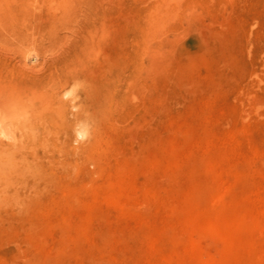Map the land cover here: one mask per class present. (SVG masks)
Listing matches in <instances>:
<instances>
[{"label":"rangeland","instance_id":"1","mask_svg":"<svg viewBox=\"0 0 264 264\" xmlns=\"http://www.w3.org/2000/svg\"><path fill=\"white\" fill-rule=\"evenodd\" d=\"M64 63L86 83L0 179V264H264V0H0V79L38 103Z\"/></svg>","mask_w":264,"mask_h":264},{"label":"bare ground","instance_id":"2","mask_svg":"<svg viewBox=\"0 0 264 264\" xmlns=\"http://www.w3.org/2000/svg\"><path fill=\"white\" fill-rule=\"evenodd\" d=\"M21 8L24 10L23 7ZM65 67V63L59 64L55 67L54 71L48 69L44 73L41 83L42 89L48 92L46 88L49 86V82L50 85L52 84L50 88L53 86L55 88L51 92H48L49 95H46L44 92V95L39 98L38 103L30 96L33 88H31L28 82L26 84H10L7 75L0 79V179L6 181L9 177L25 175L28 172V168L21 169L22 167H19L17 159L25 157L23 148L26 139L30 140L35 137L37 139L39 138L40 141L47 142L49 139L48 136L53 132V126L56 121L63 118V109L67 107L68 103L63 101V98L59 96L61 90L63 91L66 87L71 86L75 92L78 91V94L81 93L83 87L79 85V80L81 82L83 79H86H80L75 74L63 76L68 71L70 72ZM84 80L82 82L86 83ZM16 89H25V91L23 90L24 93L19 94ZM35 105L38 106L37 109H35ZM82 115L83 112L74 117L76 123L83 118ZM18 119H21V121L18 122ZM21 136L23 137L22 139H20ZM28 136L32 137L28 138ZM7 137L10 141L3 139ZM45 142L42 148H37V150L32 151L31 156L36 159L35 161H42L46 157L47 150ZM40 163L33 166V170L30 169L31 176L35 178L33 185H29L31 193L27 195L26 191L19 192L20 189L14 193V205L18 210L25 208V205L33 202L36 195H41L44 191L45 185H40L41 182L38 179L40 175L36 174L37 167L40 166ZM11 186L0 185L1 198L9 192Z\"/></svg>","mask_w":264,"mask_h":264}]
</instances>
